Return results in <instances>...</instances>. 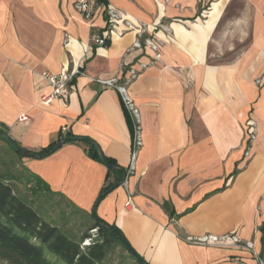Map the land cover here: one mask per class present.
<instances>
[{
  "label": "crops",
  "instance_id": "1",
  "mask_svg": "<svg viewBox=\"0 0 264 264\" xmlns=\"http://www.w3.org/2000/svg\"><path fill=\"white\" fill-rule=\"evenodd\" d=\"M106 1L122 18L98 46L90 37L104 29L101 13L91 25L73 0H0V123L31 150L67 131L88 137L126 168L132 140L121 96L94 79L123 81L153 59L143 40H156L158 60L127 86L142 138L128 179L132 203L120 184L95 204L106 166L82 143L23 157V167L74 212L92 222L95 209L115 224L148 264H256L240 248L181 236L234 233L264 250V0ZM67 69L81 70L68 101L42 104L50 90L42 73ZM248 120L256 138L245 157Z\"/></svg>",
  "mask_w": 264,
  "mask_h": 264
},
{
  "label": "trees",
  "instance_id": "2",
  "mask_svg": "<svg viewBox=\"0 0 264 264\" xmlns=\"http://www.w3.org/2000/svg\"><path fill=\"white\" fill-rule=\"evenodd\" d=\"M99 1L107 2L106 0ZM123 108L132 140L134 124L124 106ZM0 130L8 135L7 128L1 123ZM64 137H71L66 142L84 144L87 156L100 162L98 147L94 141L85 136H74L69 131L60 133L55 141L35 150L25 148L17 141V146H14L0 135L14 155L20 159L48 156L58 148L55 144ZM103 158L108 165L115 168L110 169L106 166L105 182L95 204L113 190L115 184L120 185L127 172L126 168L119 166L114 159L105 155ZM17 182H23L29 186L33 196L41 194L53 196L55 194L41 178L29 173L23 165L16 172L0 173V261L8 264H104L109 248L114 244H119L129 252L137 264H148L138 254L131 253L124 243L127 240L120 229L115 224H109L100 219L95 209L90 213L93 221L88 231L83 232L78 239L68 236L58 224L45 220L26 199L15 193L14 183ZM163 206L170 211L166 204ZM172 215L173 213L169 212V216L172 217ZM93 229H95L94 233L89 231ZM261 230L264 234L263 228ZM86 238H91V243L82 245L81 243Z\"/></svg>",
  "mask_w": 264,
  "mask_h": 264
},
{
  "label": "built area",
  "instance_id": "3",
  "mask_svg": "<svg viewBox=\"0 0 264 264\" xmlns=\"http://www.w3.org/2000/svg\"><path fill=\"white\" fill-rule=\"evenodd\" d=\"M73 7L76 12H78L89 24L92 25V20L94 17L101 13L105 21L104 29L100 32H92L91 42L98 46H105V41L109 38V35L115 30V26L118 21L121 20L122 16L119 10L115 7L109 5L107 2H102L99 0H73ZM143 34V29L138 33L132 47H140L142 45L141 36ZM143 43L148 46L153 51V59L148 62H141L138 64V67H130L128 69L127 76L123 81H119L118 77L113 78H95L94 81L100 84L103 87H112L115 88L122 99L123 105L127 110L133 124H134V135L131 142V154L128 166L126 167V175L122 181L124 188L128 189V178L135 171V160L139 149L142 146V138L140 134V122H139V110L138 107L133 102L132 98L127 92L128 84L133 81L140 71H143L147 66L154 64L159 57V44L156 40L152 38H145ZM78 69H67L58 73H52L49 71H44L42 73V78L45 79L50 87V90L47 94H44L40 97V101L44 105L50 104L55 99H60L63 101H68L70 92H71V82L73 78L79 74ZM258 82V80H257ZM27 116L25 114L19 115V120H26ZM256 138V127L255 123L252 120L247 121L246 126V139L247 145L245 147L244 156H249L250 145ZM130 193V192H128ZM130 196V195H129ZM126 199L125 204L130 205L128 199ZM92 233L95 232V229L91 230ZM184 241L194 244V245H203V246H218V247H237L246 252H248L251 257L254 259L256 264H264V250L259 252L255 248L253 240L242 239L237 234L234 233H224L221 235H215L211 233H206L203 235H187L184 238ZM91 243V238H86L81 243L82 245H88Z\"/></svg>",
  "mask_w": 264,
  "mask_h": 264
},
{
  "label": "rangeland",
  "instance_id": "4",
  "mask_svg": "<svg viewBox=\"0 0 264 264\" xmlns=\"http://www.w3.org/2000/svg\"><path fill=\"white\" fill-rule=\"evenodd\" d=\"M207 7L208 2L204 5V8ZM21 159L16 157L5 140L0 138V173L8 171L16 172L20 170L22 168ZM127 186V191L125 189L126 199L130 195L128 200L131 201V204L133 200V190L129 188V185ZM14 189L15 193L26 199L45 220L58 224L68 236L78 239L83 232L88 231L91 221L87 220V218L83 217L76 211L74 212L72 207H70L64 199L59 198L58 196H49L45 194H42L43 197L38 195L33 196L30 192L29 186L23 182L14 183ZM185 236H181V239ZM132 258L133 257L129 252L124 250L121 245L114 244L109 248L104 264H136L134 261L130 260ZM0 264L8 263L0 261Z\"/></svg>",
  "mask_w": 264,
  "mask_h": 264
},
{
  "label": "water",
  "instance_id": "5",
  "mask_svg": "<svg viewBox=\"0 0 264 264\" xmlns=\"http://www.w3.org/2000/svg\"><path fill=\"white\" fill-rule=\"evenodd\" d=\"M0 135L3 136L4 138H6L12 145L17 146V142L12 139L9 135H7L6 133H4L3 131L0 130ZM71 137H64L62 139H60L56 144L55 147L60 146L61 144H63L67 139H69ZM98 157L101 161V163H103L105 166H108L110 169H114V166L108 165L107 162L104 160L103 155L101 153V151L98 149ZM118 184H115L114 187H117ZM127 247L129 248V250L131 251L132 254L137 255V253H135V251L130 247L129 243L126 241L124 242Z\"/></svg>",
  "mask_w": 264,
  "mask_h": 264
}]
</instances>
